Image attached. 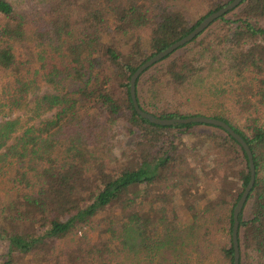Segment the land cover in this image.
I'll list each match as a JSON object with an SVG mask.
<instances>
[{"label":"trees","instance_id":"trees-1","mask_svg":"<svg viewBox=\"0 0 264 264\" xmlns=\"http://www.w3.org/2000/svg\"><path fill=\"white\" fill-rule=\"evenodd\" d=\"M229 1L0 0V108L27 111L23 123L0 117V264H126L132 253L233 264L243 147L215 124L152 123L129 93L139 64ZM135 85L146 111L218 117L243 136L255 180L238 216L239 264H264V0H241ZM115 140L127 141L116 157ZM174 202L193 227L181 247L165 239Z\"/></svg>","mask_w":264,"mask_h":264},{"label":"water","instance_id":"water-1","mask_svg":"<svg viewBox=\"0 0 264 264\" xmlns=\"http://www.w3.org/2000/svg\"><path fill=\"white\" fill-rule=\"evenodd\" d=\"M241 0H230L223 6L219 7L218 9L210 12L206 16H204L197 25H195L188 33L181 36L180 38L176 39L175 41L171 42L166 47L162 48L161 50L157 51L155 54L151 55L145 61L137 66V68L131 73L129 78V93L133 102L134 109L136 112L142 117L147 119L152 123L162 124V125H176L181 123H189V122H204L215 124L218 126L223 127L227 130L243 147L244 151L246 152L249 164V179L242 190L241 195L239 196L236 204L233 207V224L231 230V239L233 245V264H239V244H238V225H239V213L246 201V198L254 184L255 180V165L253 160L252 151L245 141L243 136L237 132L228 122L223 119L214 116H208L204 114H195V115H188V116H171V117H160L157 116L149 111L144 110L138 104L136 98V79L138 75L151 64L156 62L157 60L163 58L170 52H172L178 46L184 44L185 42L192 39L196 34H198L201 30H203L211 21L215 18L223 14L224 12L230 10L234 6H236Z\"/></svg>","mask_w":264,"mask_h":264},{"label":"rangeland","instance_id":"rangeland-1","mask_svg":"<svg viewBox=\"0 0 264 264\" xmlns=\"http://www.w3.org/2000/svg\"><path fill=\"white\" fill-rule=\"evenodd\" d=\"M10 1L16 5H19V4H25L27 2H32L33 0H10ZM108 39H109V36L106 34L102 38L103 42ZM99 44L101 45L102 42H100ZM16 52L25 57L26 51L23 46L17 44ZM3 78H4V74L0 73V97H1V91H2L1 85H2ZM39 86H40L39 87L40 90H44L48 87V84H46L44 81H40ZM6 114H9L10 117L12 118H18L20 123H23L26 120L27 111L25 108H22V107L15 108L12 112H10L8 107L2 108V109L0 108V117ZM119 138H121L122 140V138L124 139L125 137L120 136ZM185 141L188 144H190L191 149L199 148L197 143L194 142L196 141L194 137L189 136L188 138L185 139ZM123 142L118 146V142L115 140V143H117L113 151L115 157L119 155L120 149H122L123 145H125L127 141H123ZM166 206L168 209L172 210L171 212L173 213L172 214L173 221H169L165 224L166 228L168 229L167 236L165 237V239L181 247L184 243V240H188V238H190L192 235L191 232H192L193 227L191 228V219L181 216L180 209L177 207L175 202L167 203ZM84 229L86 230V232H89L90 227H85ZM186 248H189V247L187 246ZM193 257H194V253H193ZM125 263L126 264H155V263L149 262L147 259L143 261L139 260V258L136 256L135 253H132L129 256V260H126Z\"/></svg>","mask_w":264,"mask_h":264}]
</instances>
